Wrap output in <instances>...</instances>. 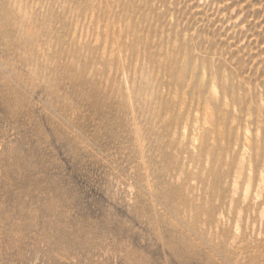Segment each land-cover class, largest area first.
<instances>
[{"label": "rangeland", "instance_id": "obj_1", "mask_svg": "<svg viewBox=\"0 0 264 264\" xmlns=\"http://www.w3.org/2000/svg\"><path fill=\"white\" fill-rule=\"evenodd\" d=\"M14 1L0 0V264H264V0H111L94 18L79 0Z\"/></svg>", "mask_w": 264, "mask_h": 264}, {"label": "bare ground", "instance_id": "obj_2", "mask_svg": "<svg viewBox=\"0 0 264 264\" xmlns=\"http://www.w3.org/2000/svg\"><path fill=\"white\" fill-rule=\"evenodd\" d=\"M15 1H16V0H15ZM15 1H14V3H15ZM38 1L40 2L41 6L46 7V8H51V7L55 6L60 0H42V1H40V0H36V3H37ZM79 1L81 2L82 6H83V11H85V12L89 11V12H90L89 15L92 16V17L94 16L93 14H94L95 10H97V11H100V10L102 11V10H103V11H104V9H108V8L110 7L109 5H110V3H111V0H79ZM115 1H116V0H115ZM127 1H128V0H127ZM142 1H143V0H141L140 2H142ZM157 1L159 2V0H157ZM176 1H179V0H176ZM190 1H191V0H190ZM190 1H189V3L191 4L192 1H191V2H190ZM198 1H199V0H198ZM64 2H65V1H64ZM118 2H119V1H118ZM122 2H123V0H122ZM132 2H133V1H132ZM136 2H138V1H136ZM155 2H156V1H155ZM170 2H171V1H170ZM173 2H175V1H173ZM193 2H195V0H194ZM193 2H192V3H193ZM114 3H115V2H114ZM151 3H152V2H150V4H151ZM159 3H161V2H159ZM162 3H164V2H162ZM166 3H167V2H166ZM168 3H169V2H168ZM176 3H177V2H176ZM176 3H175V4H176ZM189 3H187V4H189ZM200 3H202V2L200 1ZM214 3H215V2H214ZM58 4H59V3H58ZM116 4H117V3H116ZM129 4H131V3H129ZM136 4H137V3H136ZM136 4H135V5H136ZM152 4L154 5L155 3H152ZM157 4H158V3H157ZM173 4H174V3H173ZM178 4H179V3H178ZM183 4H184V3H183ZM193 4H194V3H193ZM20 5H21V4H20ZM36 5H37V4H36ZM72 5H73V4H72ZM143 5H146V4H143ZM148 5H149V4H148ZM163 5H165V3H164ZM163 5H162V6H163ZM166 5H167V4H166ZM70 6H71V5H70ZM115 6H116V5H115ZM126 6H127V5H126ZM136 6H137V5H136ZM155 6H156V4H155ZM162 6H161V4H160V7H162ZM173 6H174V5H173ZM35 7L37 8V6H35ZM55 7H56V6H55ZM63 7H64V5H63ZM120 7H121V6H120ZM133 7H134V6H133ZM142 7H144V6H142ZM156 7H158V5H157ZM156 7H155V8H156ZM163 7H165V6H163ZM189 7H190V6H189ZM136 8H137V7H136ZM61 9H62V8H61ZM124 9H125V8H124ZM126 9H127V8H126ZM147 9H148V8H147ZM180 9H181V8H180ZM55 10H56V9H55ZM55 10H54V11H55ZM129 10H130V7H129ZM138 10H139V9H138ZM141 10H142V9H141ZM143 10H144V9H143ZM152 10H153V9H152ZM72 11H73V10H72ZM108 11H111V10H108ZM120 11H121V9H120ZM139 11H140V10H139ZM155 11H156V10H155ZM78 12H79V10H78ZM124 12H125V10H124ZM143 12H144V11H143ZM143 12H142V13H143ZM148 12H150V11H148ZM171 12H172V10H171ZM171 12H170V13H171ZM181 12H182V11H181ZM185 12H186V11H185ZM233 12H234V11H233ZM42 13H43V11H42ZM55 13H56V12H55ZM55 13H54V14H55ZM71 13L73 14V12H71ZM75 13H76V10H75ZM95 13H96V12H95ZM129 13H130V12H129ZM135 13H136V12H135ZM145 13H146V12H145ZM150 13H151V12H150ZM158 13H159V11H158ZM170 13H169V15H170ZM174 13H175V12H174ZM188 13H190V12H188ZM84 14H85V13H84ZM86 14H87V13H86ZM104 14H105V12H104ZM109 14H110V12H109ZM109 14H108V15H109ZM112 14H113V13H112ZM114 14H115V13H114ZM165 14H167V12H165ZM171 14H172V13H171ZM199 14H200V13H199ZM68 15H69V14H68ZM70 15H71V14H70ZM99 15H100V14H99ZM102 15H103V14H102ZM118 15H119V14H118ZM154 15H156V14H154ZM162 15H163V14H162ZM176 15H177V10H176ZM136 16H138V14H137ZM141 16H142V15H141ZM148 16H149V15H148ZM163 16H164V15H163ZM171 16H172V15H171ZM182 16H183V14H182ZM186 16H187V15H186ZM192 16H193V15H192ZM229 16H230V15H229ZM58 17H60V15H59ZM71 17H72V16H71ZM102 17H103V16H102ZM107 17H108V16H107ZM118 17H119V16H118ZM118 17H117V18H118ZM130 17H131V16H130ZM130 17H129L128 22L130 21ZM134 17H135V16H134ZM143 17H144V16H143ZM157 17H158V16H157ZM161 17H162V16H161ZM164 17H166V16H164ZM188 17H189V16H188ZM93 18H94V17H93ZM105 18H106V17H105ZM117 18H116V19H117ZM126 18H127V17H126ZM145 18H146V14H145ZM154 18H155V16H154ZM166 18H167V17H166ZM171 18H172V17H171ZM173 18H174V17H173ZM192 18H193V17H192ZM67 19H68V18H67ZM75 19H76V18H75ZM97 19H98V16H97ZM107 19H109V18H107ZM107 19H106V21H107ZM131 19H133V16L131 17ZM137 19H138V18H137ZM140 19H141V17H140ZM159 19H160V17H159ZM182 19H184V18L182 17ZM198 19H199V18H198ZM226 19H228V18H226ZM231 19H232V18H231ZM65 20H66V19H65ZM68 20H69V19H68ZM110 20L112 21V17L110 18ZM110 20H109V21H110ZM113 20H114V19H113ZM138 20H139V19H138ZM138 20H137V21H138ZM149 20H150V19H149ZM164 20H165V19H164ZM169 20H170V18H169ZM184 20H185V19H184ZM184 20H182V21H184ZM190 20H191V19H190ZM195 20H196V19H195ZM79 21H80V20H79ZM92 21H93V19L91 20V22H92ZM98 21H100V20L98 19ZM98 21H97V22H98ZM102 21H103V20H101V22H102ZM109 21H107L108 24L110 23ZM115 21H116V23H117L118 20H115ZM140 21H141V20H140ZM140 21H138V23H139ZM144 21H145V20H144ZM151 21H152V18H151ZM155 21H156V19H155ZM166 21H168V20H166ZM182 21H180V22H182ZM188 21H189V20H188ZM228 21H229V19H228ZM30 22H31V21H30ZM70 22H71V21H70ZM85 22H86V21H85ZM85 22H84V23H85ZM89 22H90V21H89ZM142 22H143V21H142ZM175 22H176V21H175ZM175 22H174V23H175ZM213 22H215V20H214ZM56 23H57V22H56ZM80 23H81V22H77L76 26L74 25V27H75V28H74L75 31H74V33L72 34L73 36H74V34L76 33L77 29L81 26L82 23H81V24H80ZM95 23H96V22H95ZM111 23H112V22H111ZM129 23H130V25H129ZM129 23H128V27L130 28V31L127 32V34H130V33L134 34V33H136V32H137L136 25H134V23L131 22V21H130ZM136 23H137V22H136ZM143 23H144V22H143ZM150 23H151V22H150ZM154 23H155V22H154ZM164 23H165V22H164ZM176 23H177V22H176ZM184 23H185V22H184ZM195 23H196V22H195ZM198 23H199V22H198ZM74 24H75V23H74ZM101 24H102V23H101ZM108 24H107V25H108ZM113 24H114V23H113ZM117 24H118V23H117ZM122 24H123V23H122ZM148 24H149V22H148ZM155 24H156V23H155ZM201 24L203 25V23H201ZM208 24H210V23H208ZM30 25H31V23L29 24V28H30ZM59 25H60V24H59ZM62 25H63V24H62ZM82 25H83V24H82ZM91 25H92V24H91ZM95 25H96V24H95ZM152 25H153V24H152ZM158 25H159V23H158ZM182 25H183V23H182ZM182 25H181V26H182ZM194 25H195V24H194ZM194 25H193V26H194ZM231 25H232V24H231ZM233 25H234V24H233ZM88 26H90V25L88 24ZM104 26H106L105 23H104ZM104 26H103V29H104ZM112 26H114V25H112ZM112 26H110V27L112 28V33H115L114 30H113V27H112ZM120 26H121V25H120ZM156 26H157V25H156ZM156 26H155V27H156ZM164 26H165V25H164ZM181 26H180V27H181ZM190 26H191V25H189L188 27H190ZM57 27H59V26H57ZM98 27H99V25H98ZM98 27H97V29H98ZM108 27H109V26H108ZM118 27H119V26H118ZM141 27H142V25H141ZM149 27H150V25H149ZM151 27H152V26H151ZM168 27H169V26H168ZM168 27H167V28H168ZM183 27H184V25H183ZM188 27H187V28H188ZM202 27H203V26H202ZM231 27H232V26H231ZM114 28H115V26H114ZM162 28H163V27H162ZM173 28H174V27H173ZM199 28H200V27H199ZM232 28H233V27H232ZM30 29H31V28H30ZM87 29H88V28H87ZM95 29H96V28H95ZM108 29H109V28H108ZM108 29H107V30H108ZM127 29H128V28H127ZM169 29H170V28H169ZM174 29H176V28H174ZM177 29H178V27H177ZM177 29H176V34H177ZM116 30H117V29H116ZM120 30H121V29H120ZM124 30H125V28H124ZM151 30H152V29H151ZM155 30H156V29H155ZM158 30H159V29H158ZM194 30H195V29H194ZM196 30H197V29H196ZM8 31H9V30H8ZM82 31H83V30H82ZM95 31H96V30H95ZM122 31H123V30H122ZM169 31H170V30H169ZM174 31H175V30H174ZM185 31H186V30H185ZM189 31H190V30H189ZM98 32H99V31H98ZM116 32H117V31H116ZM192 32L194 33V31H192ZM198 32H199V30H198ZM198 32H197V33H198ZM94 33H95V32H94ZM103 33H104V31H103ZM105 33H106V31H105ZM107 33H109V32L107 31ZM140 33H141V32H140ZM142 33H143V32H142ZM150 33H151V32H150ZM168 33H169V32H168ZM185 33H186V32H185ZM188 33H189V32H188ZM87 34H88V33H87ZM87 34H86V35H87ZM120 34H121V33H120ZM122 34H123V33H122ZM143 34H144V33H143ZM161 34L163 35V32H162ZM173 34H174V32H173ZM186 34H187V33H186ZM80 35H81V33H80ZM104 35H105V34H104ZM135 35H136V34H135ZM139 35H140V34H139ZM139 35H138V36H139ZM147 35H148V34H147ZM154 35H155V33H154ZM169 35H170V34H169ZM181 35H182V34H181ZM191 35H192V33H191ZM87 36H88V35H87ZM102 36H103V35H102ZM106 36H108V35H106ZM106 36H105V37H106ZM112 36H114V35H112ZM132 36H133V35H132ZM156 36H157V35H156ZM184 36H185V35H184ZM91 37H92V36H91ZM103 37H104V36H103ZM103 37H102V38H103ZM119 37H120V35H119ZM127 37H128V36H127ZM135 37H136V36H135ZM135 37H134V38H135ZM163 37H164V35H163ZM186 37H187V36H186ZM186 37H185V39H186ZM191 37H192V36H191ZM64 38H65V37H64ZM71 38H74V37H71ZM97 38H98V35H97ZM97 38H96V40H94V42L97 41ZM114 38H118V37H117V34H116V37L114 36ZM121 38H122V37H121ZM130 38H131V37H130ZM136 38H138V37H136ZM157 38H158V36H157ZM172 38H173V37H172ZM180 38H182V37H180ZM86 39H87V38H86ZM91 39H92V38H91ZM139 39L142 40V41H144V42L147 44V43H148V39H149V37H148V36H146V37L141 36ZM154 39H156V38H154ZM167 39H168V38H167ZM188 39H189V38H188ZM57 40H58V39H57ZM57 40H56V41H57ZM107 40H108V38H107ZM107 40H106L105 42H108ZM129 40H130V39H129ZM157 40H158V39H157ZM173 40H174V39H173ZM178 40H179V39H178ZM65 41H66V39H65ZM110 41H111V40H110ZM131 41H132V39H131ZM136 41H137V40H136ZM136 41H135V42H136ZM150 41H151V40H150ZM160 41H161V40H160ZM163 41H164V39H163ZM183 41H184V40H183ZM183 41H182V42H183ZM189 41H190V40H189ZM84 42H85V41H84ZM97 42H98V41H97ZM114 42H115V41H114ZM123 42H124V40H123ZM126 42H127V41H126ZM137 42H138V41H137ZM139 42H140V41H139ZM144 42H143V43H144ZM161 42H162V41H161ZM161 42H160L159 44H161ZM174 42H175V41H174ZM179 42H180V40H179ZM64 43H65V42H64ZM149 43H150V42H149ZM152 43H153V42H152ZM156 43H157V42H156ZM190 43H191V42H190ZM194 43H195V42H194ZM244 43H245V42H244ZM248 43H249V42H248ZM94 44H95V43H94ZM94 44H93V45H94ZM96 44H97V43H96ZM118 44H119V43H118ZM121 44H122V43H121ZM124 44H125V43H124ZM134 44H136V43H133V42H132V45H134ZM141 44H142V43H141ZM153 44H154V43H153ZM170 44H171V43H170ZM195 44H196V43H195ZM97 45H98V44H97ZM103 45H104V44H103ZM115 45H116V44H115ZM128 45H129V44H128ZM143 45H144V44H143ZM143 45H142V46H143ZM149 45H150V44H149ZM155 45H156V44H155ZM164 45H165V43H164ZM180 45H181V44H180ZM116 46H117V45H116ZM118 46H119V45H118ZM118 46H117V47H118ZM130 46H131V45H130ZM142 46H141V47H142ZM152 46H154V45H152ZM157 46H159V45H157ZM178 46H179V45H178ZM184 46H185V45H184ZM261 46H262V45H261ZM138 47H139V46H138ZM143 47H144V46H143ZM147 47H149V46H147ZM147 47H146V48H147ZM111 48H112V47H111ZM130 48H131V47H130ZM134 48H135V47H134ZM165 48H166V47H165ZM167 48H168V47H167ZM170 48H171V47H170ZM180 48H181V47H180ZM113 49H114V47H113ZM115 49H117V50L119 51L120 46H119V48H115ZM124 49H125V48H124ZM153 49H154V48H153ZM155 49H156V46H155ZM102 50H103V49H102ZM110 50H111V49H110ZM120 50H121V49H120ZM125 50H126V49H125ZM134 50L136 51V49H134ZM150 50H152V48H151ZM150 50H149V51H150ZM159 50H160V49H159ZM161 50H162V48H161ZM164 50H165V49H164ZM171 50H172V49H171ZM174 50H176V49H174ZM184 50H185V49H184ZM191 50H192V49H191ZM118 51H116V52L118 53ZM178 51H179V50H178ZM130 52H132V51L130 50ZM143 52H144V51H143ZM150 52H151V51H150ZM156 52H157V51H156ZM158 52H159V51H158ZM158 52H157V53H158ZM162 52H163V51H162ZM167 52H168V51H167ZM167 52H166V53H167ZM172 52H173V51H172ZM166 53L164 52L163 54H166ZM173 53H174V52H173ZM191 53H192V52H191ZM108 54H109V53H108ZM119 54H120V57H122V56H121V53H119ZM134 54H135V53H134ZM144 54H146V53H144ZM151 54H152V53H151ZM161 54H162V53H161ZM194 54H195V53H194ZM196 54H198V53L196 52ZM103 55H105V54H103ZM126 55H127V54H126ZM189 55H190V51H189ZM198 55H199V54H198ZM110 56H112V58H113V54H112V55L110 54ZM104 57H105V56H104ZM120 57H119V60H118V61H121ZM126 57H127V56H126ZM147 57H148V56H147ZM149 57H150V56H149ZM154 57H155V55H154ZM163 57H165V56H163ZM190 57H191V56H190ZM71 58H72V57H71ZM152 58H153V57H152ZM158 58H159V57H158ZM174 58H175V57H174ZM66 59H67V58H66ZM109 59H110V57H109ZM124 59H125V57H124ZM137 59H138V58H137ZM153 59H154V58H153ZM175 59H176V58H175ZM183 59H184V58H183ZM186 59H187V58H186ZM111 60H112V59H111ZM126 60H127V58H126ZM151 60H152V59H151ZM137 61H138V60H137ZM159 61H161L160 58H159ZM159 61H158V62H159ZM181 61H183V60H181ZM184 61H185V60H184ZM125 62H126V61H125ZM143 62H144V61H143ZM173 62L175 63V61H173ZM173 62H172V63H173ZM191 62H192V61H191ZM118 63H119V62H118ZM120 63L122 64V62H120ZM168 63H169V62H168ZM182 63H183V62H182ZM123 64H124V63H123ZM125 64H126V63H125ZM125 64H124V65H125ZM189 64H190V63H189ZM124 65H123V67H124ZM142 65H143V64H142ZM160 65H161V64H159V67H160ZM163 65H164V63H163ZM163 65H162V67H163ZM168 65H169V64H168ZM174 65H175V64H174ZM184 65H185V64H184ZM184 65H183V66H184ZM199 65H200V64H199ZM204 65H205V64H204ZM118 66H119V64H118ZM118 66H117V67H118ZM137 66H138V65H137ZM140 66H141V65H140ZM157 66H158V65H157ZM179 66H180V65H179ZM188 66H189V65H188ZM192 66H193V65H192ZM111 67H112V66H111ZM123 67H122V68H123ZM168 67H169V66H168ZM185 67H186V66H185ZM194 67H195V66H194ZM122 68H121V69H122ZM148 68H149V67H148ZM160 68H161V67H160ZM186 68H187V67H186ZM195 68H196V67H195ZM140 69H142V67H141ZM162 69H163V68H162ZM167 69H168V68H167ZM184 69H185V68H184ZM193 69H194V68H193ZM197 69H198V68H197ZM135 70H136V69H135ZM174 70H175V69H174ZM185 70H186V69H185ZM200 70H201V69H200ZM159 71H160V70H159ZM178 71H179V69H178ZM191 71H192V70H191ZM207 71H208V70H207ZM110 72H111V69H110ZM135 72H136V71H135ZM199 72H200V71H199ZM203 72H204V71H203ZM117 73H118V71H117ZM144 73H145V72H144ZM151 73H152V72H151ZM181 73H182V72H181ZM184 73H185V72H184ZM189 73H190V70H189ZM191 73H192V72H191ZM200 73H201V72H200ZM168 74H169V73H168ZM217 74H218V73H217ZM157 75H158V74H157ZM176 75H177V74H176ZM189 75H190V74H189ZM199 75H200V74H199ZM210 75H211V74H210ZM230 75H231V74H230ZM127 77H128V76H127ZM127 77H126V78H127ZM150 77H151V75H150ZM176 77H177V76H176ZM185 77H186V76H185ZM191 77H192V76H191ZM202 77H203V76H202ZM222 77H223V76H222ZM15 78H16V77H15ZM115 78H116V77H115ZM177 78H178V77H177ZM197 78H198V77H197ZM199 78H200V77H199ZM203 78L205 79V75H204ZM225 78H226V77H225ZM157 79H158V78H157ZM179 79H180V78H179ZM212 79H213V78H212ZM214 79H215V78H214ZM125 80H126V79H125ZM185 80H186V79H185ZM210 80H211V79H210ZM18 81H19V80H18ZM156 81H157V80H156ZM174 81H175V79H174ZM176 81H177V80H176ZM219 81H220V80H219ZM225 81H226V80H225ZM12 82H13V81H12ZM15 82H16V81H15ZM196 82H197V81H196ZM201 82H203V81L201 80ZM214 82H215V80H214ZM157 83H158V82H157ZM161 83H162V82H161ZM199 83H200V82H199ZM219 83H220V82H219ZM226 83H227V82H226ZM155 84H156V83H155ZM175 84H176V82H175ZM187 84H189V78H188V83H187ZM207 84H208V83H207ZM216 84H217V83H216ZM228 84H229V83H228ZM229 85H230V84H229ZM153 86H154V85H153ZM197 86H198V84H196L195 87H194V86L192 87L193 93H194L195 91H197V89H198ZM232 86H233V85H232ZM198 87H199V86H198ZM205 88L208 90V93H209V95L212 97V99L214 98V102H215L214 105H215V106H217V105H218V106H221V105H222V106H225L226 109H227V107H228L227 100H226V99H227V98H226V97H227V93H228V89H227V88L224 89V93L222 92V93L224 94V96H223V98H222L221 100L218 99L217 94H216L217 90H216V87H215L213 84L210 83V85H209L208 87L206 86ZM222 88H223V87H222ZM230 88H231V85H230ZM163 89H164V88H163ZM186 89H187V88H186ZM152 90H153V89H152ZM181 90H182V89H181ZM207 90H206V91H207ZM164 91H165V90H164ZM183 91H185V90H183ZM197 92H198V91H197ZM205 94H207V93H205ZM205 94H204V95H205ZM171 95H172V94H171ZM230 95H231V90H230ZM174 97H175V96H174ZM198 97H199V96H198ZM185 99H186V98H185ZM10 100H11V99H10ZM182 100H183V99H182ZM198 102H199V101H198ZM234 102H235V101H234ZM260 102H261V101H260ZM230 103H231V102H230ZM236 103H237V102H236ZM262 103H263V102H262ZM18 105H19V104H18ZM203 105H204V104H203ZM261 105H262V104H261ZM263 105H264V104H263ZM208 107L210 108L209 105H208ZM131 108H132V107H131ZM202 108H203V106H202ZM234 108H235V107H234ZM250 109H251V108H250ZM120 110H121V109H120ZM205 111H206V112H209V110L207 111L206 108H205ZM233 111H234V109H233ZM219 112H220V111H219ZM222 112H223V111H221V113H222ZM132 113H133V112H132ZM197 114H198V113H197ZM201 114H202V113H201ZM205 114H206V115H205V118H206V117H207V113H205ZM222 114H223V113H222ZM260 114H261V113H260ZM209 115H210V114H209ZM209 115H208V116H209ZM211 115H213V114H211ZM218 115H219V114H218ZM209 117H212V116H209ZM227 117H228V116H227ZM133 118H134V117H133ZM133 118H132V119H133ZM203 119H204V118H203ZM229 119H230V116H229ZM246 119H247V117H246ZM250 119H251V118H250ZM181 120H182V119H181ZM212 120H213V118H212ZM254 120H255V118H254ZM163 121H164V120H163ZM218 122H219V121H218ZM233 122H234V121H233ZM132 123H133V122H132ZM136 123H137V122H136ZM248 123H249V122H248ZM134 124H135V123H134ZM205 124H207L206 121H205ZM136 125H137V124H136ZM196 125H197V128H199V127H198V124H196ZM203 125H204V123L202 124V126H203ZM229 125H230V124H229ZM229 125H228V126H229ZM247 125H248V124H247ZM247 125H246V127H247ZM258 125H259V124H258ZM260 125H261V124H260ZM260 125H259V126H260ZM134 126H135V125H134ZM169 126H170V125H169ZM137 127H138V126H137ZM137 127H136V128H137ZM184 127H185V126H184ZM195 127H196V126H195ZM205 127H206V125H205ZM248 127H249V126H248ZM248 127H247V128H248ZM256 127H257V126H256ZM185 128H186V127H185ZM185 128H184V129H185ZM251 128H252V127H251ZM200 129H201V128H200ZM203 129H204V128H203ZM203 129H202V130H203ZM174 130H175V129H174ZM185 130H186V129H185ZM192 130H193V129H192ZM196 130H197V129H196ZM196 130H195V132H196V134H197V131H199V129H198L197 131H196ZM255 130H256V129H255ZM258 130H259V129H258ZM258 130H257V131H258ZM182 131H184V130H182ZM250 131H252V130H250ZM185 132H186V131H185ZM185 132H184V134H185ZM199 132H200V131H199ZM199 132H198V135H199ZM226 132H227V131H226ZM258 132H259V131H258ZM135 133H137V132H135ZM139 134H140V133H139ZM173 134H174V133H173ZM184 134H183V135H184ZM251 134H252V132H251ZM253 134H254V133H253ZM194 135H195V134H194ZM198 135H197V136H198ZM227 135H228V134H227ZM237 135H238V133H237ZM248 135H250V134H248ZM256 135H257V132H256ZM137 136H138V135H137ZM184 136H185V135H184ZM184 136H183V137H184ZM212 136H213V135H212ZM253 136H254V135H253ZM257 136H258V135H257ZM257 136H256V138H257ZM172 137H174V136H172ZM183 137H181V139H182ZM254 137H255V136H254ZM258 137H259V136H258ZM212 138H213V137H212ZM140 139H141V138H140ZM194 139L196 140V139H198V138L195 136ZM244 139H245V138H244ZM246 139H247V138H246ZM141 140H142V139H141ZM195 140H194V141H195ZM247 140H248V139H247ZM137 141H138V139H137ZM142 141H143V140H142ZM181 141H182V140H181ZM248 141H249V140H248ZM190 142H191V141H190ZM249 142H250V141H249ZM249 142H248V143H249ZM138 143H139V141H138ZM212 143H213V142H212ZM248 143H246V141H245V144H246V145H247ZM258 143H259V142H258ZM179 144H180V143H179ZM179 144H178V145H179ZM195 144H196V143L194 142V145H195ZM249 144H250V143H249ZM143 145H144V144H143ZM180 145H181V144H180ZM236 145H237V144H236ZM139 147H140V146H139ZM142 147H143V146H142ZM179 147H180V146H179ZM167 149H168V148H167ZM174 149H175V148H174ZM176 149H177V148H176ZM190 149H191V148H190ZM193 149H194V148H193ZM171 150H172V149H171ZM175 151H176V150H175ZM194 151H195V150H194ZM208 151H209V150H208ZM256 151H257V150H256ZM248 153H249V152H248ZM248 153H247V154H248ZM242 154H244V153H242ZM194 155H195V154H194ZM183 156H184V155H183ZM240 156H241V155H240ZM185 157H186V156H185ZM178 158H179V156H178ZM227 158H228V157H227ZM227 158H226V159H227ZM240 159H241V157H240ZM242 159H244V158H242ZM165 160H166V159H165ZM184 160H185V159H184ZM206 160H207V159H206ZM242 161H243V160H242ZM242 161H241V162H242ZM244 161H245V160H244ZM226 162H228V160H227ZM241 162L239 161V163H241ZM206 163H207V162H206ZM175 164H176V163H175ZM244 164H245V163H243V165H244ZM263 164H264V162H263ZM215 165H216V164H215ZM243 165H242V166H243ZM182 167H184V165H183ZM189 167H190V166H189ZM205 167H206V166H205ZM263 167H264V165H263ZM250 168H251V167H250ZM205 169H206V168H205ZM242 169H243V168H242ZM262 169L264 170V168H262ZM194 170H195V169H194ZM194 172H196V171H194ZM202 172H203V171H202ZM240 172H242V170H241ZM248 172H249V171H248ZM261 172H262V171H261ZM261 172H260V173H261ZM238 173H239V171H238ZM249 173H250V172H249ZM247 174H248V173H247ZM250 174H252V173H250ZM239 175H240V173H239ZM239 175H238V176H239ZM241 175H242V174H241ZM241 175H240V176H241ZM260 175H262V174H260ZM263 175H264V174H263ZM263 175H262V178H263ZM238 176H236V177H238ZM240 176H239V177H240ZM258 176H259V175H258ZM248 177H249V176H248ZM260 177H261V176H260ZM260 177H259V178H260ZM262 178H260V179H262ZM260 179H259V180H260ZM263 179H264V178H263ZM263 179H262V182H263ZM247 180H248V179H247ZM247 180H246V181H247ZM232 182H233V181H232ZM235 182H236V181H235ZM176 184H177V181H176ZM224 184H225V183H224ZM237 184H238V181H237ZM237 184H236V185H237ZM259 184H261V183H259ZM231 185H233V184H231ZM234 185H235V184H234ZM237 186H238V185H237ZM237 186H236V187H237ZM250 186H251V185H250ZM250 186H249V187H250ZM246 188H247V187H246ZM130 189H131V188H130ZM130 189H129V190H130ZM186 189H187V188H186ZM232 189H233V188H232ZM234 189H235V188H234ZM247 191H248V193H249V190H247ZM231 192H232V191H231ZM245 192H246V190H245ZM194 193H195V192H194ZM248 193H247V194H248ZM232 194H233V193H232ZM244 194H245V193H244ZM236 195H237V194H236ZM232 196H233V195H232ZM245 196H246V195H245ZM245 196H244V197H245ZM233 197H234V196H233ZM244 197H243V198H244ZM231 198H232V197H231ZM231 198H230V199H231ZM234 198H235V197H234ZM244 200H245V198H244ZM246 200H247V198H246ZM231 201H232V200H231ZM230 203H232V202H230ZM218 218H219V217H218ZM216 227H217V226H216ZM234 236H235V235H234Z\"/></svg>", "mask_w": 264, "mask_h": 264}]
</instances>
